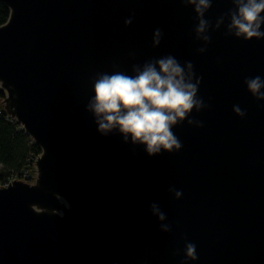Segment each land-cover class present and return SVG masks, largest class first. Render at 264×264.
Listing matches in <instances>:
<instances>
[{"label": "water", "instance_id": "1", "mask_svg": "<svg viewBox=\"0 0 264 264\" xmlns=\"http://www.w3.org/2000/svg\"><path fill=\"white\" fill-rule=\"evenodd\" d=\"M0 1V102L41 150L33 184L0 187V264H180L185 241L195 264H264V101L243 85L264 77V39L226 35L225 16L199 54L180 0ZM231 7L212 0L205 18ZM169 54L201 77L202 127H176L181 150L153 157L99 134L85 111L91 78Z\"/></svg>", "mask_w": 264, "mask_h": 264}, {"label": "clouds", "instance_id": "2", "mask_svg": "<svg viewBox=\"0 0 264 264\" xmlns=\"http://www.w3.org/2000/svg\"><path fill=\"white\" fill-rule=\"evenodd\" d=\"M184 7H190L195 16L194 39L202 46L197 53L203 54L211 42L210 29L215 31L225 22V34L249 41L264 39V0H231L232 7L226 14L216 19L214 25L205 18L212 6V0H180ZM132 23V17L125 20ZM163 32L156 28L152 33V46H159ZM129 71L114 69L97 72L91 78V97L85 106L95 125L96 131L104 136L117 133L121 142L142 147L148 157L161 153L172 154L182 148V143L174 129L182 124L202 127L193 118L207 105L198 95L201 77L194 72L191 61L181 63L169 54L136 63ZM243 85L256 101H264V77H245ZM232 112L243 119L246 112L239 105H233ZM174 199L182 196L180 190L169 188ZM149 212L158 222L166 219L157 203L148 206ZM164 233L171 226L161 224ZM181 239H184L181 237ZM198 260L196 245L185 241L183 259L180 264Z\"/></svg>", "mask_w": 264, "mask_h": 264}, {"label": "trees", "instance_id": "3", "mask_svg": "<svg viewBox=\"0 0 264 264\" xmlns=\"http://www.w3.org/2000/svg\"><path fill=\"white\" fill-rule=\"evenodd\" d=\"M9 13L7 6L0 1V26L7 21ZM5 115L2 109L0 114V164L3 166L1 179L11 171L17 172L26 166L31 153H40V148L36 145H29L28 136L22 130L16 129V124L12 125L6 121Z\"/></svg>", "mask_w": 264, "mask_h": 264}, {"label": "built area", "instance_id": "4", "mask_svg": "<svg viewBox=\"0 0 264 264\" xmlns=\"http://www.w3.org/2000/svg\"><path fill=\"white\" fill-rule=\"evenodd\" d=\"M2 109H3V107L0 109V114H1ZM3 111H4V109H3ZM5 114H6L5 115L6 121L11 123L12 125L16 124V129L23 131L22 126L17 122V120L14 117H11L6 112H5ZM28 138H29V141H28L29 145H36L35 142L29 136H28ZM40 155H41V150H40V153H38V154L31 153L27 159L26 166H23L17 172L11 171L6 176H3L2 179L0 178V187L6 188L11 181H14V182L19 181V182L27 183V184L32 183V182L34 183L36 181V178H37L36 161L40 157ZM2 171H3V166L0 164V174L2 173Z\"/></svg>", "mask_w": 264, "mask_h": 264}, {"label": "rangeland", "instance_id": "5", "mask_svg": "<svg viewBox=\"0 0 264 264\" xmlns=\"http://www.w3.org/2000/svg\"><path fill=\"white\" fill-rule=\"evenodd\" d=\"M29 184H33V182L32 183H29Z\"/></svg>", "mask_w": 264, "mask_h": 264}]
</instances>
